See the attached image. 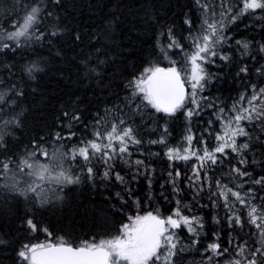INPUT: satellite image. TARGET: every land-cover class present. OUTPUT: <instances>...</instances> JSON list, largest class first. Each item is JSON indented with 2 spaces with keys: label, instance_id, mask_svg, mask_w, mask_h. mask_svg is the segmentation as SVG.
Instances as JSON below:
<instances>
[{
  "label": "snow or ice",
  "instance_id": "snow-or-ice-1",
  "mask_svg": "<svg viewBox=\"0 0 264 264\" xmlns=\"http://www.w3.org/2000/svg\"><path fill=\"white\" fill-rule=\"evenodd\" d=\"M134 2L140 5L134 19L113 15L92 29L73 26L60 14L66 11L65 0L5 4L0 23V219L8 231L0 224V264H185L193 249L203 257L200 264H264V28L258 42L253 36L233 45L228 35L242 19L259 17L256 22L264 24V0H242V6L241 0H193L199 16L189 14L192 5H186L189 12L182 7L179 28L174 21L154 31L155 44L142 39L159 24L155 5ZM117 30L127 44L116 43ZM145 44L151 45L147 52ZM45 46H59L57 55L73 52L79 81L87 82V88L58 110L46 130L24 141L17 133L25 127L24 103L29 90L36 91ZM162 60L167 67L160 66ZM221 79L239 84L237 97H228L231 106L212 94ZM205 115L215 119L203 120ZM177 121L185 128L186 143L172 146L170 126ZM199 123L205 126L194 128ZM210 137L213 145L207 142ZM153 145L162 146V155L172 162L168 167L173 170L160 185L161 197L169 199L163 190L170 184L180 205L184 189L175 162L195 159L192 175L185 176L193 207L212 211L189 215L177 207L166 217L148 211L129 215L127 223L117 226L108 217L128 205L117 193L119 209L111 206L99 219L93 213V227L110 238L93 235L76 243L69 225L57 241L47 239L52 232L36 218L63 206L66 189L118 182L139 205L130 185L143 177L152 188L156 169L149 158L161 156L151 151ZM205 197L207 203H201ZM13 216L26 225L23 231L42 230L46 240L22 242L13 236ZM205 216L212 227H206ZM221 233L227 237L224 246ZM202 236L212 242L205 245Z\"/></svg>",
  "mask_w": 264,
  "mask_h": 264
},
{
  "label": "trees",
  "instance_id": "trees-1",
  "mask_svg": "<svg viewBox=\"0 0 264 264\" xmlns=\"http://www.w3.org/2000/svg\"><path fill=\"white\" fill-rule=\"evenodd\" d=\"M13 0H0V23L4 21L5 4L11 3ZM150 3L155 5L153 11L155 13L156 19L159 20V24L156 25L155 29L149 28L147 33L142 36L145 41H152L155 44V39L153 37V32H159L162 28L172 25L175 21L176 27L179 28L180 24V13L183 7L184 12H189V8L186 5H192V15L193 19L199 16V13L195 10V5L193 0H149ZM66 11H62L60 14L65 16L68 21L71 22L73 26L76 24L81 25L84 28L92 29L101 24H106L107 19H111L113 15L120 17L123 20H132L135 18V14L139 9L140 5L136 4L134 0H65ZM242 6V0H241ZM259 17H254L250 19H242L238 22L239 26H232V29L228 32V35L232 37L230 43L235 44V40L240 39H250L255 36L256 41H260V32L264 28V24L257 23L256 21ZM247 25V27H246ZM147 27V26H145ZM196 27H199L197 23ZM126 31V28L124 29ZM116 43L117 44H127L128 38L122 36L121 31H116ZM188 33L185 32L184 36ZM132 41L134 44H139L136 40V33H131ZM45 46L40 49V53L43 57L41 62L42 72H38V79L34 82L36 86V91L31 92L30 95L24 103L25 111V127L22 133L18 132L24 141H27L30 135H35L42 129H45V124H51L56 113L60 108L69 103L71 100L75 99L76 94L83 95L87 88V82L81 83L77 75V68L74 66L72 61V56L74 55L68 49L63 52L59 51V46L51 47ZM145 52L151 47L149 44H145ZM175 53H180L179 49L172 50ZM127 54V51H125ZM35 58V57H33ZM179 60L180 55L173 57ZM147 66V65H145ZM160 66L167 67L168 61L162 60ZM215 71V68H212ZM215 88L212 94L218 96L222 101H226L229 106H231L232 101L228 99L231 96L233 99L237 97V92L234 90L239 87V84H233L231 79L224 80L221 79L219 82H214ZM242 91V89H241ZM90 95V93H89ZM209 118L215 119L214 117H209L205 115L203 120ZM205 125L203 123L194 124V128H203ZM219 129V124L215 125ZM46 130V129H45ZM170 131L172 135L168 138L169 143L172 146H180L186 143L183 139L185 134V128L180 121H177L175 125L170 126ZM152 138H155L153 136ZM208 144L213 145L215 143L214 138L210 137L208 139ZM195 143V142H194ZM202 147V145H201ZM152 152H161V156L150 157L149 160L155 167L156 171L153 176L152 188L149 190L147 182L140 178L139 182H132L131 188L133 190L132 195L134 198H139L140 203L137 205L135 199H130L128 193L125 191L123 185L118 182H105L108 186L105 187L104 184H99L92 186L80 185L74 190H68L66 196V203L63 206H57L52 208L50 211L44 212L42 215L37 216L36 222L41 226H47L49 231L52 232L50 238L51 241H57L58 237L64 236L67 231H69V225H72L73 237L76 238V243H79L80 239H91L93 235L97 239L100 238H110L105 236V234L99 229L93 227V213H96L97 218L103 217L109 207L114 206L119 209L120 201L117 197V193H120L125 199L128 200V205L124 207V211L115 217L109 216V222L115 223L119 226L121 221L127 223V216H135L137 214L143 215L148 211L156 212L162 216H167L172 214L177 207H180L184 214H200L208 213L212 211L209 208L200 209L198 206L193 207L195 203L192 199V194L188 190L187 180L185 176L192 175V166L196 163L195 159H192L185 164L184 161H176L175 165L181 170V177L179 181H182L181 187L184 191L181 193L179 199L181 200L180 205H177L175 197L171 193V185H166L163 190L164 195L169 197L165 200L161 197L160 193L162 191L160 185L164 184L168 179L167 171H172L168 165L169 162L166 157L162 155V146L153 145L151 146ZM138 157V153L133 154V160ZM119 167L127 172V166L121 164ZM259 170V169H257ZM123 174V173H122ZM217 175H219L217 173ZM99 183V181H98ZM207 191V188H205ZM151 197V199H149ZM199 199V197H198ZM201 203H207V198L205 197ZM192 208V212L189 213L188 209ZM24 208L21 207L19 215H23ZM220 216H223V211H221ZM206 227H212V222L210 217L205 216ZM10 223L12 224V234L16 238L20 239L22 242H44L46 240V234L41 230L35 233H29L22 230L26 228V225L21 224L19 219L12 217ZM0 224H4V231H8V224L4 220L0 219ZM247 230L242 233L245 240H248ZM112 234L115 233L113 229ZM210 237V232H209ZM234 240L235 234H233ZM255 238V237H253ZM222 246L223 242L226 241L227 237L221 233L220 236ZM202 242L206 245L212 242L211 238H205L202 236ZM201 253L203 248L200 249ZM185 264H200L201 255L197 254L195 249L191 252L186 253Z\"/></svg>",
  "mask_w": 264,
  "mask_h": 264
}]
</instances>
